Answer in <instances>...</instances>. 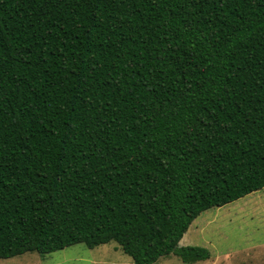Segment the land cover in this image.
Instances as JSON below:
<instances>
[{
  "label": "trees",
  "instance_id": "1",
  "mask_svg": "<svg viewBox=\"0 0 264 264\" xmlns=\"http://www.w3.org/2000/svg\"><path fill=\"white\" fill-rule=\"evenodd\" d=\"M264 188V0H0V258L117 242L132 264Z\"/></svg>",
  "mask_w": 264,
  "mask_h": 264
},
{
  "label": "rangeland",
  "instance_id": "2",
  "mask_svg": "<svg viewBox=\"0 0 264 264\" xmlns=\"http://www.w3.org/2000/svg\"><path fill=\"white\" fill-rule=\"evenodd\" d=\"M202 246L210 258L193 264H264V188L224 206L201 213L179 246ZM133 258L117 242L89 248L77 243L46 254L27 252L0 258V264H132ZM157 264H187L176 255Z\"/></svg>",
  "mask_w": 264,
  "mask_h": 264
}]
</instances>
